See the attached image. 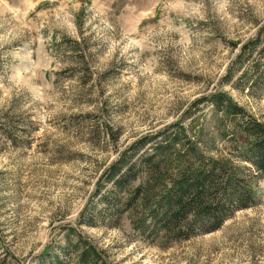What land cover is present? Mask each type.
<instances>
[{
  "label": "rangeland",
  "instance_id": "1",
  "mask_svg": "<svg viewBox=\"0 0 264 264\" xmlns=\"http://www.w3.org/2000/svg\"><path fill=\"white\" fill-rule=\"evenodd\" d=\"M263 26L264 0H0V264H44L67 227L109 264H264V177L254 206L187 240L146 241L131 214L79 222L140 138L182 122L208 155L230 152L213 95L264 124V94L229 76Z\"/></svg>",
  "mask_w": 264,
  "mask_h": 264
},
{
  "label": "trees",
  "instance_id": "2",
  "mask_svg": "<svg viewBox=\"0 0 264 264\" xmlns=\"http://www.w3.org/2000/svg\"><path fill=\"white\" fill-rule=\"evenodd\" d=\"M232 72L240 73L239 90L264 94V26L241 46ZM210 100L215 112L235 123L225 136L230 152L208 155V144L189 135L182 122L140 138L99 177L80 224L114 228L131 214L133 230L144 240L179 241L215 232L235 212L254 206L253 181L264 177V124L226 93ZM62 243L44 264H109L78 228L67 227Z\"/></svg>",
  "mask_w": 264,
  "mask_h": 264
}]
</instances>
